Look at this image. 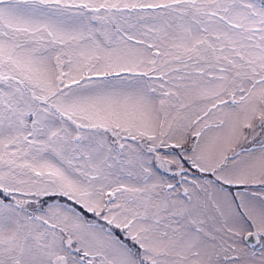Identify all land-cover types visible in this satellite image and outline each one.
<instances>
[{"label": "snow or ice", "instance_id": "obj_1", "mask_svg": "<svg viewBox=\"0 0 264 264\" xmlns=\"http://www.w3.org/2000/svg\"><path fill=\"white\" fill-rule=\"evenodd\" d=\"M0 264H264V0H0Z\"/></svg>", "mask_w": 264, "mask_h": 264}]
</instances>
